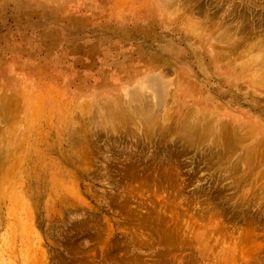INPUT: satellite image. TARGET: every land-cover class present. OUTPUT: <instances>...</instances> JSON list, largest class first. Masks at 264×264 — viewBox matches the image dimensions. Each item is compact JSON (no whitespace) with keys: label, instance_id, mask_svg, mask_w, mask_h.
Here are the masks:
<instances>
[{"label":"rangeland","instance_id":"rangeland-1","mask_svg":"<svg viewBox=\"0 0 264 264\" xmlns=\"http://www.w3.org/2000/svg\"><path fill=\"white\" fill-rule=\"evenodd\" d=\"M263 77L264 0H0V264H264Z\"/></svg>","mask_w":264,"mask_h":264},{"label":"bare ground","instance_id":"bare-ground-1","mask_svg":"<svg viewBox=\"0 0 264 264\" xmlns=\"http://www.w3.org/2000/svg\"><path fill=\"white\" fill-rule=\"evenodd\" d=\"M246 54H248V53H246ZM127 65V64H126ZM264 78V77H263ZM262 86V85H261ZM9 102V101H8ZM12 102V101H11ZM12 106H13V104H12ZM4 107H6L5 105H4ZM10 110V109H9ZM10 113V112H9ZM228 128V127H227ZM226 128V129H227ZM227 132H228V130H227ZM239 134V133H238ZM245 136V135H244ZM249 136V135H248ZM263 151V150H262ZM12 169V168H11ZM10 173V172H9ZM11 175V174H10Z\"/></svg>","mask_w":264,"mask_h":264}]
</instances>
